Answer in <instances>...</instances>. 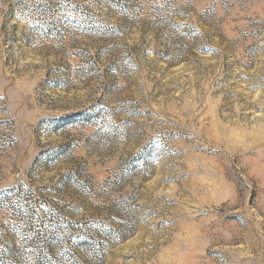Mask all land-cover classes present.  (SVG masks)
I'll use <instances>...</instances> for the list:
<instances>
[{
  "label": "rangeland",
  "instance_id": "374dc122",
  "mask_svg": "<svg viewBox=\"0 0 264 264\" xmlns=\"http://www.w3.org/2000/svg\"><path fill=\"white\" fill-rule=\"evenodd\" d=\"M0 264H264V0H0Z\"/></svg>",
  "mask_w": 264,
  "mask_h": 264
}]
</instances>
